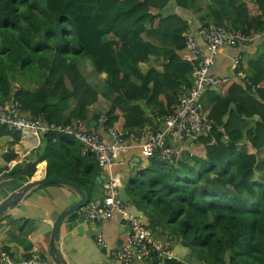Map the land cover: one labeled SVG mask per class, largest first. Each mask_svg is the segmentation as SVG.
Returning a JSON list of instances; mask_svg holds the SVG:
<instances>
[{
    "label": "trees",
    "instance_id": "16d2710c",
    "mask_svg": "<svg viewBox=\"0 0 264 264\" xmlns=\"http://www.w3.org/2000/svg\"><path fill=\"white\" fill-rule=\"evenodd\" d=\"M171 1L0 0V105L14 98L27 118L43 117L59 127H71L77 121L87 130L88 108L99 101V92L78 66L81 58L88 57L97 74H108V93L116 96L104 115V129L114 128L122 118V130L143 129L148 119L136 102L158 106L156 98L164 85L150 76L153 72L146 77L139 72V64L153 55V47L143 35L176 47L164 56L167 75L170 68L182 69L174 105L182 87L192 86L189 77L195 63L182 56L186 49L183 34L189 29L176 15L164 14ZM189 1L197 4L199 0ZM207 6L203 26H231L247 35L264 31V0H208ZM131 77L143 80L145 86L154 80L155 86L136 89ZM20 79L30 85L14 90ZM33 85L36 88L30 87ZM254 87L257 95L251 106L245 105L253 107L252 113L241 107L236 112L229 109L233 103L245 102L219 98L208 117L215 127L197 139L207 150V160L193 156L192 166L157 157L128 185L129 197L151 223L168 226L192 259L205 264H264V180L256 181V151L264 149V76L248 84L247 92L240 89L243 101L250 100ZM70 103L74 108L68 117L65 112ZM257 109L262 110L263 120L248 133L255 153L242 154L237 145L243 137L244 116ZM2 134L13 137L15 143L20 140V133L8 126L0 125ZM43 139L44 149L26 166L27 179L46 160L48 177L74 182L93 200L101 175L95 156L87 153L82 157V145L67 134L50 132ZM9 159L11 166L19 157L10 151L6 161ZM16 174L10 172V176ZM151 264L182 263L165 260Z\"/></svg>",
    "mask_w": 264,
    "mask_h": 264
},
{
    "label": "crops",
    "instance_id": "0c3cea01",
    "mask_svg": "<svg viewBox=\"0 0 264 264\" xmlns=\"http://www.w3.org/2000/svg\"><path fill=\"white\" fill-rule=\"evenodd\" d=\"M252 1L248 0V3H252ZM207 3L208 0H199L197 4H193L189 0H172L165 8L164 14L166 16L176 15L187 23L188 32H195L207 22ZM258 34L262 35L264 31ZM183 35L185 36L186 33ZM143 38L152 45L153 55L146 62L139 64V72L143 77L153 72L150 76L164 85L159 88L160 90L156 98L158 106H148L145 101H138L136 105L143 110L144 117L148 119L147 125L164 129V117L175 106L174 102L177 96L175 86L179 83L178 73H181L182 69L180 66H175L169 69V75H167L165 72L166 60L164 56L173 52L176 47L171 43H164L157 38L147 35H143ZM197 42L202 50H207L206 44L201 39H198ZM182 56L183 60L194 63L193 54L187 48L182 52ZM239 56L241 57V62L238 67H235L234 61ZM78 66L82 75L99 92V101L88 108V120L85 123V128L88 131L100 130L104 134V139L108 141L109 137L103 131L104 127H101V124H103L104 115L110 110L113 99L116 97L108 93V74H97L92 61L88 57L81 58ZM211 72L221 79L227 78L229 82L211 88L207 92L203 99L206 116L209 117L214 107L219 105V98L221 96H229L231 101L238 99L239 102H245L244 105L242 103L231 104L229 109L234 110V112L240 109L238 107H241L244 111L252 113L253 107L247 109L245 105L251 106L250 102H253L254 96L257 95V93H254L257 87H254L253 92L251 91L250 100L247 99V101L242 100L243 96L240 93V89L247 92L248 84L258 81L261 75L264 76V36L242 46L222 48L219 54L214 57ZM189 79L193 84L194 71ZM131 80L136 89L145 86L143 80L141 81L136 77H131ZM153 81L145 86L146 89H152L155 86V82ZM24 82V79H20L19 82L14 83V90L19 89L23 84L30 85L29 81L27 83ZM30 87L36 88V85ZM233 87L236 89L234 90ZM136 94L138 93L136 92ZM261 104L264 105V101H261ZM73 108L74 104L70 103L65 115L70 117ZM261 115L262 110L257 109V113L251 116H244V125L241 129L243 137L237 145V150L242 154L253 151L248 133L254 130L256 122L263 120V116ZM224 120H226V117ZM77 124V121L72 122V125ZM123 127L124 119L122 118L114 129L124 131L122 130ZM139 132L140 129H135L132 131V134L138 135ZM19 133L20 140L17 143L14 142V138L10 137V135L2 134L0 136V169L4 170L0 174V203L12 194L22 191L27 183L35 179L48 178L46 160L40 164L31 180L27 179L25 174L26 166L34 159L36 152L44 146V134ZM197 139L192 138L184 142H178L175 136L169 138L168 145L181 151L177 164L179 162H190L194 166V161L191 160L193 156L201 160H207V150ZM127 145V151L120 155L112 168L104 170L99 166L101 174L99 178L103 176L105 178L100 180V182L97 181L98 185L95 192H93V197L100 196L103 193L105 183L112 177H121L125 179L126 185H128V181L132 180L137 173L150 165L151 158H147L143 154L141 144L128 139ZM10 151L19 157L18 162L11 164V166L7 163L10 162V159L6 161ZM81 153L82 157H85L83 149H81ZM256 154V181H261L264 180V149L256 151ZM13 170L17 171V174L10 176V172ZM78 200L77 193L65 185L47 184L35 186L25 194L24 198L20 200L14 209L9 210L0 219V243L11 251L17 259H23L34 252H38L46 260L47 264H56L49 256L53 225L58 216ZM132 210L137 211L138 217L142 219L156 239L165 242L169 236L174 237L175 242L173 243L172 251L176 261L182 264H205L196 258L192 259L189 250L183 246L168 226L165 224L153 225L148 214L130 198V202L126 204V211L128 213ZM124 218L122 214L115 213L110 220L95 222L86 219L81 211L67 217L63 223L61 240L58 244V248L67 263L118 264L113 260L111 252L119 248L117 247V243L120 239H123L125 242L129 237L127 224L124 226L125 229L122 228V220ZM98 232H101L103 235L104 246H100L96 242ZM134 264H151V262L138 259Z\"/></svg>",
    "mask_w": 264,
    "mask_h": 264
},
{
    "label": "built area",
    "instance_id": "2783aa9c",
    "mask_svg": "<svg viewBox=\"0 0 264 264\" xmlns=\"http://www.w3.org/2000/svg\"><path fill=\"white\" fill-rule=\"evenodd\" d=\"M264 34L247 35L231 26L223 27L210 23L200 27L195 32H187L186 48L193 54L195 63L194 82L190 88L183 86L177 98V103L171 112L164 117L165 128L160 129L150 125L140 130L138 135L128 131L104 129L109 140L99 130H84L81 123L71 127H59L49 124L43 117L27 118L21 111V104L14 98L0 105V125L8 126L16 131L35 134L57 132L74 137L82 145L85 154H93L99 166L108 170L115 165L120 155L127 151V140L141 144L143 154L147 158L160 157L163 160L176 161L181 151L168 145L169 138L175 136L178 142L196 139L211 133L215 122L208 118L203 107L206 93L214 87L228 83L212 74L214 57L224 47H238L256 41ZM201 39L207 46L204 51L198 45ZM241 62V57L234 61L235 67ZM105 119L103 120V124ZM112 177L104 185L103 193L89 200L80 211L90 221H107L115 213L122 214L127 219L128 239L120 248L111 252L112 258L118 264H134L138 259L146 262L175 260L172 251L175 239L169 236L165 242L156 239L148 230L142 219L126 211V203L119 199L118 189L113 186ZM96 242L105 245L103 235L98 232ZM0 264H47L46 260L34 252L28 257L17 259L2 243H0Z\"/></svg>",
    "mask_w": 264,
    "mask_h": 264
},
{
    "label": "water",
    "instance_id": "95a60500",
    "mask_svg": "<svg viewBox=\"0 0 264 264\" xmlns=\"http://www.w3.org/2000/svg\"><path fill=\"white\" fill-rule=\"evenodd\" d=\"M104 124H101V127H103ZM157 157H152L151 161L154 162ZM105 177L98 178L97 181L100 182V180L104 179ZM131 180L128 181V185L130 184ZM47 184H60L65 185L70 188H72L78 195L79 200L72 205L69 209L61 213L58 218L56 219L53 230H52V238H51V244H50V251L49 256L50 258L56 263V264H68L65 258L63 257L62 253L60 252L58 248V244L61 240V233H62V226L65 221V219L69 216L77 214L82 208H84L88 202L89 197L86 193V191L82 188H79L74 182L57 179V178H43V179H35L31 181L30 183H27L22 191L12 194L10 197H8L5 201L0 203V219L11 209H14L21 199L24 198L25 194L33 189L35 186L38 185H47ZM128 185H126L125 179L121 177H115L113 186L118 189L119 199L128 204L130 202V197L128 195L127 189ZM137 211H130L129 214L135 215L136 217L139 216V214L136 213ZM127 224V219L122 220V228ZM124 241L123 239H120L117 243V247H121L123 245Z\"/></svg>",
    "mask_w": 264,
    "mask_h": 264
},
{
    "label": "clouds",
    "instance_id": "9594fccd",
    "mask_svg": "<svg viewBox=\"0 0 264 264\" xmlns=\"http://www.w3.org/2000/svg\"><path fill=\"white\" fill-rule=\"evenodd\" d=\"M104 127V126H103Z\"/></svg>",
    "mask_w": 264,
    "mask_h": 264
}]
</instances>
